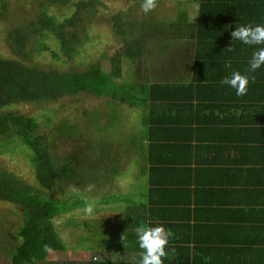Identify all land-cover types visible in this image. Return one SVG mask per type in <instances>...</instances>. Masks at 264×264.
<instances>
[{
	"label": "trees",
	"instance_id": "obj_1",
	"mask_svg": "<svg viewBox=\"0 0 264 264\" xmlns=\"http://www.w3.org/2000/svg\"><path fill=\"white\" fill-rule=\"evenodd\" d=\"M190 1L196 6L192 20L187 11L178 13L176 19L164 20L170 30L165 32L167 36L193 43L188 63L193 66L190 80L149 82L138 76L128 84L116 81L118 70L106 71L99 62L79 70H60L34 62L37 55L50 49L46 39L51 35L66 58L75 55L80 29H85L88 19L97 14V0H37L33 14L24 22H12L11 2L0 0V31L5 30L12 52L10 56L0 54V144L15 143L24 148L36 178L32 183L0 168V200L21 209V223L13 225L12 230V224L7 228V240L0 238V250H7L10 264H54L48 259L50 251L67 249L56 218L77 208L93 205L99 210L119 201L125 204L124 217L116 223L107 222L109 225L104 224L91 237L100 257L94 254V258L64 264H138L142 250L135 230L157 224L172 232L164 264L225 261L218 258L217 242L198 237L197 217L201 208L205 214L218 203L219 196L214 195L224 188L221 185L234 184L232 176L226 180L217 178L219 175L237 174L253 187V170L243 168L235 159L242 162L250 151L264 154V66L248 73L253 51L264 45H246L232 40L231 35L236 26L264 24V0ZM54 5L60 13L51 11ZM72 5L75 9L66 14ZM131 18L127 12L113 16L115 31L122 33V38L126 37L125 26L133 23ZM1 23H7L4 29ZM130 38L128 56L134 59L142 51L143 37ZM130 46H136V51ZM51 52L61 59L58 50ZM233 71L253 77L243 96L221 83ZM83 92L112 99L114 107L124 101L142 108L140 134L130 133L131 139L122 144L120 136L100 137L94 127L88 132L87 124L77 125L58 116L48 129L36 117L16 109L20 104L56 102ZM100 120L96 129L99 125L108 129L110 121L101 124ZM86 132L89 136L84 135ZM66 139L73 142L70 150L63 149ZM129 145L135 155L147 156L146 166L140 164L148 175L146 193L140 185L142 172L138 176L134 173L130 190L111 189L114 181L126 176L122 157L129 155ZM195 147L200 154L192 151ZM205 153L211 159L207 160ZM200 155L205 163H200ZM194 160L207 168L192 167ZM217 166L221 169H215ZM201 177L210 178V182L199 183ZM216 185L220 187L214 188ZM104 186L108 187L106 191ZM112 248H130L136 257L123 260L102 255ZM228 260L231 264H255L245 257Z\"/></svg>",
	"mask_w": 264,
	"mask_h": 264
},
{
	"label": "rangeland",
	"instance_id": "obj_2",
	"mask_svg": "<svg viewBox=\"0 0 264 264\" xmlns=\"http://www.w3.org/2000/svg\"><path fill=\"white\" fill-rule=\"evenodd\" d=\"M9 1L11 2L9 15L12 22L19 19L24 22L26 16L33 14V9L37 4V0ZM141 2L142 0H97L95 4L97 14L88 19L89 24H85V29H80L79 41L75 45L78 51L75 55L66 58L59 50V42H57L54 35H51L49 39H46L50 49L37 55L34 62L36 61V63L43 66H56L60 70H79L93 62H99L106 71L118 70L119 74L115 77L116 81L128 82V84L135 81L138 76H142L146 80L162 78L170 81L178 78L188 82L192 71V66H188V63H191L193 55L191 44L193 43L185 41V38L182 37L167 36L165 32L168 33L170 30L165 26L164 20L176 19L177 14L181 11H187L192 20L196 15L195 3L190 0H156V7L145 13L141 8ZM74 9L75 6L72 5L65 13L70 14ZM51 11L60 13L56 5L51 7ZM124 12L132 16L133 23H129L130 26H125L126 37L122 38V33L115 31L113 16ZM6 25L7 23H1V28L4 29ZM129 31H136L137 34ZM132 35H137L138 39L143 37V41H141L142 51L137 52L138 56L134 59L128 56V45H130V36ZM6 40L5 30L0 31V54L10 56L12 52ZM132 48L130 46V50L136 51V46L134 49ZM51 49L58 50L61 59H56ZM180 64H184V66ZM107 99V97L83 92L62 98L56 102L20 104L16 106V109L24 114L36 117L48 129L52 127L53 119L59 117L77 125L87 124L85 126L88 132H91L94 127L95 132L100 137L120 136L121 143L125 144L131 139L130 133L135 132L138 134L140 132L143 110L124 101H121L120 106L114 107L115 101L108 99V102ZM54 109L59 111L58 115L55 114ZM93 118H96L95 122ZM99 120L101 124L110 121L109 128L106 129L105 126L103 128V125H99L97 130L96 126L99 124ZM126 127H129V129ZM86 134L89 136V133L86 132L84 135L86 136ZM72 143V140H64L63 149L70 150ZM127 151L130 156L122 157V163L126 167V176L114 181L111 184L112 190H130L131 185L135 182L132 177L134 173L137 176L139 167L134 160L133 155L135 153H132L130 145L127 146ZM137 162L139 163L138 159ZM141 163L142 161L139 164ZM0 168L9 169L27 181L36 183L35 174L26 150L15 146V143L2 142L0 144ZM104 187L103 191H106L108 187ZM69 191L74 192V189H69ZM87 193L92 195L90 191ZM96 198L97 196L92 200ZM91 206V213L86 212L87 207L77 208L56 218V227L66 243L67 249L65 251L51 250L48 256L50 262L54 264L81 262L91 257L94 258V254L100 257L98 253H95L96 243L91 237L105 222L114 221L123 216L125 204L123 201L114 202L104 205L99 210L95 206ZM20 213L21 209L15 204L0 200V238L7 240V228L12 224L10 226V230H12L13 225L18 226L21 223ZM90 244L94 247L89 248L88 245ZM130 252V248H126L123 253L128 254ZM103 254L105 257L107 255L106 251L102 252ZM6 255L7 250L1 249L0 264H10L9 257Z\"/></svg>",
	"mask_w": 264,
	"mask_h": 264
},
{
	"label": "crops",
	"instance_id": "obj_3",
	"mask_svg": "<svg viewBox=\"0 0 264 264\" xmlns=\"http://www.w3.org/2000/svg\"><path fill=\"white\" fill-rule=\"evenodd\" d=\"M191 51L193 54V50ZM180 65L184 66V64ZM191 72H193V66ZM178 80L179 79L176 78L170 81ZM148 81L169 82L162 78ZM192 151L195 154L201 152V150L199 148L196 149V147L192 149ZM210 156L209 154H204L207 160L211 159ZM133 157L139 167L137 176L142 172L139 177L141 179L140 185L146 193L148 175L145 172V167L141 168L139 163L142 161L141 164L146 166L147 156L134 155ZM235 161L240 163L243 168L245 167L249 170H253L251 173L254 177V185L253 187H249L248 183H245L237 174L234 175V173L232 174L229 172V175H219L217 178L226 180H229L230 176H232L231 179H234V184L228 182L226 186L221 185L224 188L217 189L219 191L215 193L214 197L219 196V201L213 207H210V211H205V214L202 208L198 211L199 217H197V222L200 231L198 237L206 241L208 239L210 242H217V247L220 248L217 252V255L219 254L218 258L225 260L220 261L222 264H231L230 260L226 261V259L237 261L244 257L252 263L264 264V154L258 151H250L242 162H240L241 159H235ZM200 163H205V161L201 159ZM191 166L207 168L206 165L199 164L196 160L192 162ZM141 169H144V171ZM215 169H221V167L217 166ZM200 179L201 181L198 182L201 184H203L202 182L204 181L206 183L210 182V178L207 177H201ZM213 187L219 188L220 186L216 185ZM123 217L124 209L123 216L112 221V223H116ZM193 222H195V218ZM105 225H109V223L105 222ZM123 252L112 248L110 251L106 252V257L123 260L136 257V252L131 251L128 254ZM170 256L171 259H174L172 254Z\"/></svg>",
	"mask_w": 264,
	"mask_h": 264
},
{
	"label": "clouds",
	"instance_id": "obj_4",
	"mask_svg": "<svg viewBox=\"0 0 264 264\" xmlns=\"http://www.w3.org/2000/svg\"><path fill=\"white\" fill-rule=\"evenodd\" d=\"M156 7V0H142L141 8L147 13ZM232 40H238L246 45H264V24H242L236 26L231 33ZM264 66V47L254 50L248 60V73L255 72L256 69ZM248 74L233 71L225 76L221 83L235 90L237 96H243L248 91L250 81ZM87 213L92 212V206L86 208ZM172 236L171 230H166L161 224L155 226H139L135 230V237L140 252L138 264H164V259L168 255L167 245ZM124 242L125 236L123 234ZM50 251V249H47Z\"/></svg>",
	"mask_w": 264,
	"mask_h": 264
}]
</instances>
